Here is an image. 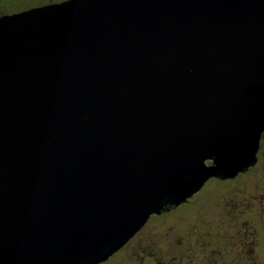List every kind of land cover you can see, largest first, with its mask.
<instances>
[{
	"label": "water",
	"instance_id": "obj_1",
	"mask_svg": "<svg viewBox=\"0 0 264 264\" xmlns=\"http://www.w3.org/2000/svg\"><path fill=\"white\" fill-rule=\"evenodd\" d=\"M264 0H64L0 17V264H99L255 162ZM211 161V163H209Z\"/></svg>",
	"mask_w": 264,
	"mask_h": 264
},
{
	"label": "flooded vegetation",
	"instance_id": "obj_2",
	"mask_svg": "<svg viewBox=\"0 0 264 264\" xmlns=\"http://www.w3.org/2000/svg\"><path fill=\"white\" fill-rule=\"evenodd\" d=\"M62 1L64 0H49L39 6ZM13 13L17 12H0V17ZM242 174L251 177L241 181ZM217 178L233 180L236 184L234 188L218 191L212 199L205 201H212L218 223L205 224L202 230L194 225L196 230L204 232V239L197 235L195 239L190 240L186 257L174 256L163 260L162 254L155 252L154 257L149 255L151 261L156 264H264V238L259 242L258 234L252 226V216H256L264 225V130L260 136L254 164L234 176ZM195 194L181 204L168 206L155 214L162 215L184 203H190ZM193 218H196V213ZM140 230L120 249L121 251L133 241ZM164 244L161 242L159 247L164 249ZM145 257L148 256L143 255L144 259Z\"/></svg>",
	"mask_w": 264,
	"mask_h": 264
},
{
	"label": "rangeland",
	"instance_id": "obj_3",
	"mask_svg": "<svg viewBox=\"0 0 264 264\" xmlns=\"http://www.w3.org/2000/svg\"><path fill=\"white\" fill-rule=\"evenodd\" d=\"M47 1L49 0H0V12H20ZM250 177V175L242 174L240 179L244 181ZM235 186L233 180L211 177L190 199V203H184L162 215H152L125 249L118 251L108 261L101 264H156L149 257V255L154 257L155 252L158 255L161 253L163 260L174 256L186 257L190 240L195 239L197 235L204 239V232L196 229L202 230L208 223H218L212 201H205L212 199L218 191H227ZM195 213L196 218H193ZM252 219V226L258 234L259 242H262L264 225L256 216H252ZM161 242L165 243L164 249L159 247ZM143 255L148 257L144 259Z\"/></svg>",
	"mask_w": 264,
	"mask_h": 264
}]
</instances>
